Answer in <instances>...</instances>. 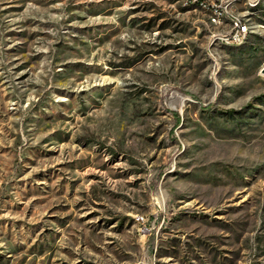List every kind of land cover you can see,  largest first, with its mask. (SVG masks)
Instances as JSON below:
<instances>
[{
	"label": "rangeland",
	"instance_id": "1",
	"mask_svg": "<svg viewBox=\"0 0 264 264\" xmlns=\"http://www.w3.org/2000/svg\"><path fill=\"white\" fill-rule=\"evenodd\" d=\"M0 264H264V0H0Z\"/></svg>",
	"mask_w": 264,
	"mask_h": 264
},
{
	"label": "built area",
	"instance_id": "2",
	"mask_svg": "<svg viewBox=\"0 0 264 264\" xmlns=\"http://www.w3.org/2000/svg\"><path fill=\"white\" fill-rule=\"evenodd\" d=\"M218 12H222V10L216 9L213 12L211 17L218 18ZM219 22H221V21H219ZM235 26L237 28V31L232 36V40H239L241 38V35L244 33V28H243V24H242L241 20L235 21Z\"/></svg>",
	"mask_w": 264,
	"mask_h": 264
},
{
	"label": "bare ground",
	"instance_id": "3",
	"mask_svg": "<svg viewBox=\"0 0 264 264\" xmlns=\"http://www.w3.org/2000/svg\"><path fill=\"white\" fill-rule=\"evenodd\" d=\"M221 15H222L221 13H218V18H213L212 17V21L215 22V23H219V21H221ZM238 20H241V22L243 24L244 33L241 35V38L239 40H233V41L242 42L246 38V35L249 33L250 27H249V24L246 21H243L242 19H238Z\"/></svg>",
	"mask_w": 264,
	"mask_h": 264
}]
</instances>
